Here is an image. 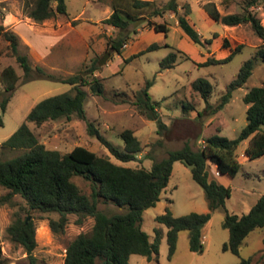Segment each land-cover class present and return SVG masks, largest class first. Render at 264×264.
<instances>
[{
	"label": "rangeland",
	"instance_id": "obj_1",
	"mask_svg": "<svg viewBox=\"0 0 264 264\" xmlns=\"http://www.w3.org/2000/svg\"><path fill=\"white\" fill-rule=\"evenodd\" d=\"M26 1L28 0H0V26L15 34L18 32L21 37L17 36V53L25 55L31 66L38 65L30 58V47L24 43L26 40L31 44L34 42L35 36L31 32L33 25L37 27L43 24H67L70 19L76 17L77 20L70 21L73 24L72 28L67 30L68 32L50 49L49 58L52 59L50 62L53 66L55 65L54 68L51 70L46 67L42 68L52 75L66 77L78 72L84 73L91 63H95L96 69L92 75L87 73L85 78L89 80L91 76H95L100 80L103 88L101 95H94L87 85L82 87L87 93L83 104L85 120L72 115L68 120L64 118L48 120L38 126L25 122L38 141L47 149L65 153L72 147L80 145L93 151L97 156L108 157L116 165L149 169L154 162L164 158L168 151L177 150L184 144L191 149H196L203 138L212 134L234 138L245 125L246 105L242 101V96L249 88L264 85V63L258 59H252L251 75L241 87L231 92L228 101L213 115L207 112L205 101L190 88L192 80L204 77L212 85L207 99L208 103L214 106L219 101L220 95L225 91L226 83L237 72L241 64L251 58L253 45L259 43L248 24L241 25L232 34L243 45L240 50L232 54L229 60L199 66L198 63L210 56V54L206 56L205 46L191 43L193 50L185 48V52L183 46L179 44V35L172 28L160 41L149 39L133 44L134 36L130 31L133 28L132 22L126 29L129 31L125 42V44L129 43L128 47L123 50L125 46H122L119 54L111 50L104 32L106 31L104 25L95 20L104 15V8L100 7V1L107 2L108 0H65L66 16L42 22H34L27 16ZM153 1L159 6L158 3H165L168 0ZM176 1L189 3L191 8L188 13L189 18L200 33L208 38L213 33H222L224 25L214 21H209V23L204 21L202 14L198 11L196 0ZM214 1L217 2V0ZM241 1L230 0L226 5L231 8L232 12L238 13ZM211 3L214 5L213 2ZM200 5L203 8V4ZM260 6V12L263 11L264 14V3ZM172 15V12L167 11L162 15L163 18L157 16L152 19L156 22L166 21L172 26ZM203 16L206 17V13ZM141 26H145L144 22L137 28ZM92 33H97V35L86 38L85 35ZM117 34L118 31L115 29L112 36L116 37ZM237 41L231 43L234 45ZM150 43H156L159 46L167 44L173 49L159 47L144 52L128 62H123V58L144 50ZM34 45L35 43L32 46ZM108 50L111 51L110 55L104 64L98 66V59ZM176 50L186 55L187 59L177 53L174 66L159 71V60L170 51L175 52ZM222 52L225 55L229 54L227 50H216L211 56L216 58ZM5 66L13 68L17 80L4 112L0 111V143L24 121L27 112L36 102L70 89L67 83L42 78L22 81V69L16 62L8 41L0 36V70ZM146 81H151L147 94L151 101L157 102L155 110L165 125L159 133L156 131V122L139 114L133 104L136 92L143 88ZM187 105L191 109L183 108ZM197 112L201 115L198 116ZM88 123H91L105 139L118 149L123 147L118 133L125 128L130 129L141 146L137 159L126 162L115 159L95 136L89 134ZM246 145L247 140H243L235 148L234 157L239 164L236 174L233 177L226 175L216 177L220 184L230 187V196L225 199L224 203V208L228 213H244L246 205H251L258 196L264 195V178L261 175L264 167V153L259 157L246 159L244 157ZM20 152L21 150H3L0 157H12ZM72 181L82 193L90 195L91 188L88 181L78 176L72 177ZM7 192L0 186V197ZM97 208L107 214L124 211L111 203L101 201L97 203ZM165 208L173 216L207 211V200L202 189L191 178L189 169L178 161L172 163L165 187L160 190L156 202L141 212L139 221V228L147 235L149 242H153L158 233L157 261L148 262L141 255L130 254L128 264H236L240 258L247 257L252 258L250 264H264L262 240L264 228H256L247 234L240 244L238 255L221 250L222 243L227 240V230L221 226L222 210L211 212L208 222L202 227L201 253H192L188 250L187 231L183 230L178 234L174 253L168 258L165 242L166 229L154 219L156 215L163 213ZM15 214L25 216L33 222L35 247L32 256L37 263L43 264H63L65 247L69 241L79 233L88 232L93 223L91 217H85L81 223L77 224L75 223L76 215L68 214L64 228L54 232L49 228L48 221L57 219L56 213L28 209L25 201L19 195L14 194L0 204V264H28L23 248L13 243L6 233V228ZM96 264L100 262L96 261Z\"/></svg>",
	"mask_w": 264,
	"mask_h": 264
},
{
	"label": "trees",
	"instance_id": "obj_2",
	"mask_svg": "<svg viewBox=\"0 0 264 264\" xmlns=\"http://www.w3.org/2000/svg\"><path fill=\"white\" fill-rule=\"evenodd\" d=\"M65 0H28L26 1L27 16L34 22L66 16ZM111 13L101 22L118 31L116 37L108 39V46L116 53H120L123 44L127 41V27L135 20L146 17L144 25L155 31L166 33L169 24L166 21L156 22L153 17L171 11L174 13L176 25L196 44L211 43L210 38L202 39L189 22L187 3L168 0L157 6L153 0H108ZM227 4L230 0H223ZM264 3V0H242L240 12L220 14L211 2L203 4L207 15L222 25L238 26L248 24L254 35L260 40L255 45L251 58L245 60L233 77L226 83L225 91L220 95L219 101L211 106L208 97L212 90L211 83L204 77L195 78L190 82V88L206 103L207 112L214 114L228 101L231 92L241 87L252 72V59L264 63V28L253 9ZM137 27L131 28V33ZM0 36L8 41L9 47L15 56L23 73V80L34 78L58 81L70 85L68 91L47 96L36 102L27 112L25 119L18 127L0 143V153L3 150H21L20 153L8 158L0 157V186L8 192L0 197V204L10 196L17 194L26 203L28 209L41 212H51L58 215L57 219H49L48 226L58 232L64 228L67 215H76L75 223H81L85 217L93 219L88 232L74 236L65 247L63 264H128V256L137 254L145 257L148 262L157 261L158 233L153 242H149L147 235L140 230L139 221L141 212L152 206L161 189L167 183L174 161L182 163L189 169L191 178L202 189L207 200V211L189 212L180 216H173L165 208L164 212L155 216V221L165 227V242L167 257L174 253L177 237L180 231H187V247L194 253H201V228L208 221L210 213L215 210L223 211L221 226L227 230V240L222 243L221 250L238 255L242 240L247 234L256 229L264 228V195L258 196L251 204L249 210L241 215L228 213L224 208L225 199L230 196V187L220 184L214 175L233 177L238 170V162L234 157L237 145L247 140L244 157L253 159L264 153V85L249 88L242 96L245 108V125L234 138H226L212 134L202 139L196 149L184 144L177 150L168 151L161 160L154 162L149 169L142 167H123L112 163L108 157L97 156L86 147L76 145L65 153L45 148L38 141L25 122L38 126L48 120L64 118L70 119L72 115L85 120L83 108L87 93L82 88L87 85L94 95H101L102 83L95 76L89 80L85 75H92L96 64L91 63L84 73L78 72L66 77L52 75L39 65L31 66L25 55L17 53L18 37L10 30L0 26ZM222 47H228L223 38ZM243 44H236L229 48V54L221 59L208 56L199 66L226 62L233 53L240 50ZM156 43L149 44L144 50L123 58V62L155 50ZM163 47H167L166 44ZM176 50L167 53L159 60V71L174 66ZM184 59L186 55L181 54ZM17 75L11 66L0 70V111L4 112L6 103L14 89ZM151 81H146L143 88L135 94V105L139 114L146 119L154 120L157 124V133L165 125L155 110L157 102L151 101L147 89ZM183 108L191 109L189 105ZM205 108V109H206ZM205 111V110H204ZM197 115H201L197 112ZM1 123V120H0ZM89 134L95 136L115 159L126 162L136 160L141 151L140 142L133 132L125 128L118 133L123 143L118 149L99 131L88 123ZM214 167V172L211 170ZM264 178V167L261 170ZM78 176L90 183L91 192L87 196L82 193L72 181ZM111 203L122 208L121 213L107 214L97 208V203ZM8 238L21 246L26 253L28 264L37 263L32 256L35 247L34 225L27 217L14 215L13 220L6 228ZM264 243V236L262 237ZM264 247V245H263ZM1 259V251H0ZM251 257L240 258L236 264H250Z\"/></svg>",
	"mask_w": 264,
	"mask_h": 264
},
{
	"label": "crops",
	"instance_id": "obj_3",
	"mask_svg": "<svg viewBox=\"0 0 264 264\" xmlns=\"http://www.w3.org/2000/svg\"><path fill=\"white\" fill-rule=\"evenodd\" d=\"M222 1L223 0H217V2H215L214 0H196V4L198 5V11H199L200 14H202L201 16L204 18V21L206 23H209V21H214V20H212L207 15V13L202 8V5H200V4H204V3H207V2H213L214 3V6L216 7L217 11L220 14H230V13H234V12L231 11V8H229L228 5L224 4ZM182 2L183 3L184 2L187 3L188 6H189V11H191V8H190L189 3L187 1H182ZM179 3H181V2H179ZM99 4H100V7H103L104 8V10H103V14L104 15H103V17L97 18L95 20L99 24H103L104 25V27H105V29L107 31V32L104 31L106 33V37L108 39L109 38H113L112 34H113V31H115V29L113 27L109 26V25H106V24H104L102 22L101 23L99 22V21H102L104 18H106L111 13V8L109 7L110 6L109 5V1H107V2L106 1H100ZM162 4L163 3H158V5H162ZM253 9L256 11L257 17L259 18L260 23H261V25L264 28V22H263L264 21V14H263V11L260 12L261 6L259 5L257 7H254ZM205 13L208 16V18H206L207 16L206 17L203 16V15H205ZM168 15L171 18V15L170 14H168ZM172 17H173L172 26L169 25V30H170V28H172L173 31H175L179 35V38H180L179 44H180V46H183L182 48L185 50V52H186V49L185 48H188L189 50H193V48L191 46V43H193V42L176 25V20H175L174 13H173ZM161 18H163V17H161ZM187 18H188L189 22L193 25V27L196 30V32L199 34V36L202 39L208 38L204 34L200 33L197 28H195L194 23L189 18V14L187 15ZM73 20H77L76 17H73L72 19H70L69 20V23H67V24H43V25L37 26V27L33 25V28H32L33 30H31V32L35 36L34 42L32 41L33 43L31 44L30 41H27L26 40V41H24V43H26V45L30 47L29 54H31V55H29V56H30V58L32 59V61L35 64H38L41 67H46L47 69H50V70L54 68L55 65L53 66L51 64L50 61L52 59L49 58L50 49H51L52 45L55 42H57L61 37L64 36V34L66 32H68L67 30H70L72 28L73 24H71L70 21H73ZM240 26L241 25H238V26H226V25H224V27L222 28V33L216 34V36L214 38H212L211 43L205 45V48H206V56H207V54H210V56L211 55L213 56V54L215 53L216 50L217 51H219V50H227L228 53H229V48H233L236 44H239L240 43L232 35L238 29V27H240ZM34 29H35V31H34ZM169 30L166 33H164L162 31H155L153 28L147 27V26L138 27L136 29V32L133 33V36H134L133 44H136L137 42H139L141 40H149V39L155 40V41H160V40H162L166 36V34L169 32ZM16 34H17V36L19 38H21L18 32H16ZM94 35H97V33H92L90 35H85V36H86V38H90V37H93ZM223 38H225L227 40L228 47H222L221 43H222ZM232 41L233 42L237 41V43H235L233 45L231 43ZM258 41H260V40L258 39ZM34 43H35V45L32 46ZM256 44H254L253 46H255ZM128 45H129V43L128 44H125V47L123 48V50H125L128 47ZM163 45H162V47H163ZM167 48L173 49L169 45H167ZM108 51L111 52L110 50H108ZM226 56L227 55H225V53L222 52L220 55H218L216 57V59H221V58H224ZM201 62H203V61H201ZM214 114H216V112ZM211 115H213V114H211ZM201 142H202V140H201ZM211 170H212V172H214V167L213 166H211ZM214 175H215V177L220 176V175H218L216 173H214ZM219 183H220V181H219ZM224 186H228V185H224ZM250 206L251 205H248V206L246 205V207H245L246 209H245V212L244 213H246L249 210ZM241 214H243V213L236 214V215H241ZM201 236H202L201 237V242H202V240H203L202 228H201ZM192 253H194V252H192Z\"/></svg>",
	"mask_w": 264,
	"mask_h": 264
},
{
	"label": "water",
	"instance_id": "obj_4",
	"mask_svg": "<svg viewBox=\"0 0 264 264\" xmlns=\"http://www.w3.org/2000/svg\"><path fill=\"white\" fill-rule=\"evenodd\" d=\"M145 21H146V17H141V18L135 20V21L132 23V27L135 28V27H137L139 24H141V23H143V22H145ZM109 55H110V52L107 51V52L104 54V56H101V57L98 59V61H97V65L100 66V65L104 64L106 58H107Z\"/></svg>",
	"mask_w": 264,
	"mask_h": 264
},
{
	"label": "built area",
	"instance_id": "obj_5",
	"mask_svg": "<svg viewBox=\"0 0 264 264\" xmlns=\"http://www.w3.org/2000/svg\"><path fill=\"white\" fill-rule=\"evenodd\" d=\"M125 46V44H123V47Z\"/></svg>",
	"mask_w": 264,
	"mask_h": 264
}]
</instances>
